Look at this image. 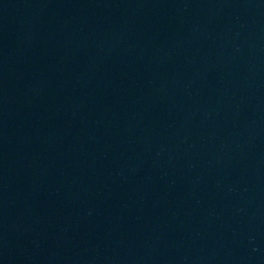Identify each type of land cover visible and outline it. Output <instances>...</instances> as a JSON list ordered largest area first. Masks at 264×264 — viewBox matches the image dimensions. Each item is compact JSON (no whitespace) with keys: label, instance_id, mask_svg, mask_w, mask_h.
<instances>
[{"label":"water","instance_id":"obj_1","mask_svg":"<svg viewBox=\"0 0 264 264\" xmlns=\"http://www.w3.org/2000/svg\"><path fill=\"white\" fill-rule=\"evenodd\" d=\"M0 264H264V0H0Z\"/></svg>","mask_w":264,"mask_h":264}]
</instances>
